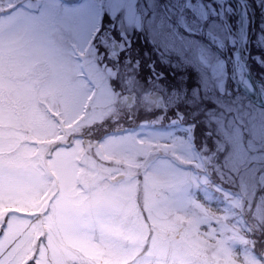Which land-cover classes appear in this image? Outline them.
Returning a JSON list of instances; mask_svg holds the SVG:
<instances>
[{
  "label": "rangeland",
  "instance_id": "rangeland-1",
  "mask_svg": "<svg viewBox=\"0 0 264 264\" xmlns=\"http://www.w3.org/2000/svg\"><path fill=\"white\" fill-rule=\"evenodd\" d=\"M192 2V6L189 5V8L194 12L197 11L201 16L203 15L202 11L204 8L208 7L210 12L213 10L210 4V7L208 3L204 6L205 4L201 2V0H194ZM130 3L131 0H125L124 7L120 9L111 10L108 8L109 15L112 16L113 12H116L113 19L116 20L118 16H122L123 18L130 10ZM0 4L2 3L0 2ZM23 4H26V6L21 9L23 11V18L19 17V14H16L6 20H8L7 22L14 20L12 23L14 25H19L27 20V18H30L33 21L32 31H34V33H25L22 35L17 32L18 30L9 31L6 29L3 31V34L0 35V124L1 122L7 123L9 119H13L10 117L11 111L14 108L18 109V105L11 102L9 98H16L18 102L22 101V109H20L21 116H19V118H27L25 123L29 124L30 127L36 128L35 136L43 138L50 134V128L51 133H54L51 121L42 114V108L39 105V102L43 99L42 95L46 93L36 89L32 79L24 81L27 79L25 78L27 69L24 67L19 71V65L14 62L16 58L14 48L30 44L31 49H39L41 48V45H37L39 40L45 43L47 47L53 44L52 47L63 65L61 69H63L64 73L63 83L66 85L65 92L66 94H70V91L75 85L72 83L71 79L74 70L73 67L75 68V66L68 57L67 49L65 50L64 42L69 39L65 37V34L68 36L72 35L75 38H79L80 36L76 29L69 27L70 20L75 18L74 10L70 9L69 11L63 12L57 9L56 6L53 7L49 0H42L41 4H39V0H34L33 2L24 0ZM26 7H28L31 12H27L25 10ZM34 7H36V9H34ZM262 10H264V5ZM76 13L79 20L86 19L87 22L91 21V14L86 15L82 13L78 7ZM212 14L214 15L213 12ZM63 15L67 16L65 17ZM94 16L95 12L93 13V23L90 30L94 24ZM261 16L264 18V11ZM5 18L3 20H5ZM1 20L2 19H0V21ZM38 22L40 23L38 24ZM36 23L38 25L35 26ZM63 24L69 28L62 29L61 26ZM90 30L87 31V35L83 37V40L88 37V32ZM12 50H14L15 56H10ZM39 53L40 51L38 52L37 50L34 52V55H39ZM49 57V63L53 65V56L50 55ZM39 60H41V58L31 59L29 63L32 66L34 63H39ZM40 65L41 64L35 69L29 70L31 72L29 75L34 76L35 71L38 74L39 70L42 69ZM90 65H92L93 71L96 70L97 77L102 79L100 72L97 71L98 65L92 62ZM60 72L61 70L57 71L56 80L60 77ZM60 87L61 86H59L58 89ZM63 95L64 97L67 96L65 94ZM71 97L72 95H70V98ZM51 99L54 102H58L56 96H52ZM74 101L75 99L73 98L71 102L74 103ZM71 102L70 100L67 101L66 115L70 107H72ZM99 102L100 99L95 103L96 107L100 106ZM100 114H102L101 111L96 115L93 113V120ZM73 117L74 115H72V118ZM63 119L65 121L69 120L65 115H63ZM11 124V122L7 123V127ZM7 127L4 128L5 133L0 135V206H11L10 208L16 207L14 209L19 210L27 209L33 205V199L38 196L37 192H40L41 186L44 184V176L42 172L34 166V161L32 162L29 159L30 152L27 149L31 150L32 148H29V145L24 143L21 136L16 139L20 133L14 132L13 129L8 130ZM129 135V138L107 136V138L98 140L101 141L102 147L106 148L104 151L108 152L100 154L102 158L100 164L105 168L102 173L106 176L111 175L110 172L114 171H121L127 174V164L136 162L135 158L141 157V154L145 152V149L131 150L128 146L129 142L132 143V145L134 142L140 147L141 145L138 143L140 140L145 141L146 139H151L154 134H149L145 130H140V132H133ZM93 136L95 138V135ZM176 145L175 148L177 149L182 146V143L177 141ZM95 146H97V144H95ZM96 151L92 148L90 150L95 157H97L98 154ZM113 153L117 155H113ZM120 154H122L121 157L125 158H120ZM113 157L120 159L117 164L120 163L121 166L113 164ZM61 159L65 160V163L67 162L65 156L57 159L59 163ZM55 160L54 158V162H51L52 166L55 165ZM158 162L159 161L154 163V165ZM90 167L91 166H89V168ZM67 168L70 169L68 165ZM155 169L156 166H154V170L150 169L148 176L151 177L149 178L151 182L156 184L154 178ZM15 170L17 173L14 176H16L17 184L11 186L12 176ZM96 171L97 169L94 168V172ZM105 171H107L108 174ZM64 172H66V170H64ZM64 172H58L59 179L65 177ZM171 175L174 180L172 186L177 188L180 193L179 201L185 202V204L184 206L176 207V211H172L168 219L166 218L168 217L167 214H165V217L162 218V220H164L162 223H157L152 217L150 218L151 213H149V211L154 210L156 204H151V200L153 199H151L148 190L147 196L144 197L147 207H143V210L130 209L132 210L130 211L123 207L120 209H118V207L110 208L107 202H115L119 201V199L128 201V199L131 198L132 192L127 195L129 189H127V184L125 183L110 186V197H104L100 192L99 194L89 197H68L65 199V197L61 196L63 195V193H61L59 199H62V201L57 202L55 214L53 213V219L51 214L45 219V223L49 225L50 232L48 235L50 239L48 243L50 247L48 250L43 249V251H41L40 257L38 258L39 264H50L47 259L48 255L52 258L51 264H117L119 261L123 260L124 257L129 255L127 254L128 252L133 250L134 247H139L141 244V242L135 239H129V244L120 241L123 240V238H134L137 235L141 237L148 233L153 237L149 241L150 252L148 251L141 261L136 264H156V262L162 264H241L233 259V254L235 253L234 247L236 242L239 241V235L236 231L232 227L225 226V224L223 226L221 225L219 233L222 232V236L220 240L217 239L216 233L213 231L214 229L209 226L210 220L214 218H207L201 208L193 203V189L185 186L188 182V175L180 170L178 173ZM89 180H93V178L90 177ZM60 181L62 180L60 179ZM162 184L163 181L158 182V185L162 186ZM61 185L64 186L63 181ZM19 190L22 196L18 198L17 192ZM116 192H122L123 194L119 196ZM171 192L172 191H170V193ZM125 196H127V198H125ZM172 206L173 205L166 203L165 206H161L160 209L165 211ZM144 209L147 211L148 220L138 218L143 217L140 214L137 215V210L145 214ZM179 211L181 214H178ZM187 217L191 219L188 220ZM184 221L188 223L186 224ZM53 224L55 225V230ZM149 227L151 231L148 230ZM203 227L206 230L203 229ZM30 231L31 227L28 226L26 218L24 219L21 216H17L15 213L11 214L4 228L3 235L0 237V255H4V259L7 258L9 260L11 256H14V259H16L23 255L26 252V242L28 240L27 239L25 242V236L26 233H30ZM63 231L73 232L68 234L69 236L66 237V240H62L63 250H61L58 246V243L61 241L58 233ZM55 233L58 236H56ZM172 233H174L175 236H173ZM104 239L108 241H103ZM210 241H215L216 243L214 244ZM80 245L86 246L87 248L80 249L79 251L75 249ZM141 250L140 248L137 253H141ZM246 257L248 259L247 264L254 263L255 259H252L248 252Z\"/></svg>",
  "mask_w": 264,
  "mask_h": 264
},
{
  "label": "snow or ice",
  "instance_id": "snow-or-ice-1",
  "mask_svg": "<svg viewBox=\"0 0 264 264\" xmlns=\"http://www.w3.org/2000/svg\"><path fill=\"white\" fill-rule=\"evenodd\" d=\"M79 10L88 15L95 12L94 0H76ZM125 0H108L107 7L111 10H116L124 7ZM141 22L151 31L162 43L172 44L177 51L182 54L186 53L192 43L186 39L180 31L181 26L172 22L171 18H159L155 11L151 15L144 13L141 17ZM195 24L196 21L194 20ZM204 25L201 23L198 27V32L204 33Z\"/></svg>",
  "mask_w": 264,
  "mask_h": 264
},
{
  "label": "bare ground",
  "instance_id": "bare-ground-1",
  "mask_svg": "<svg viewBox=\"0 0 264 264\" xmlns=\"http://www.w3.org/2000/svg\"><path fill=\"white\" fill-rule=\"evenodd\" d=\"M105 3V0H104V2H103V4ZM19 7V6H18ZM103 31V30H102ZM99 35V34H98ZM97 35V36H98ZM58 64V66H61V64H62V62H60V61H58L57 62ZM140 67H142V69H144L145 70V72H147L148 70H153V71H156L157 73H159L160 72V70L159 69H157V66L153 63V62H147V63H145V62H143L142 64H140V63H138L137 64V67H136V69L132 72V73H130V74H127L125 77H124V79H125V81H126V83L129 85V84H131L133 81H132V78L133 77H135V76H137V73H138V70L137 69H139ZM158 70V71H157ZM139 82V84H142L140 81H138ZM167 114L171 117V116H177L178 115V112H176V111H173V110H171V111H167ZM89 115V114H88ZM90 116V115H89ZM89 116H88V118H89ZM207 139V135H205V136H202V137H200L198 140H199V142H204L205 140ZM209 149H212V147H208ZM224 159H219V161H221V163H222V161H223ZM255 183L252 181V180H250V182H248L245 186H243L242 187V189L246 192V194H248L249 196L251 195L252 196V191H253V189L255 188ZM31 214H34V213H31ZM5 228V227H4ZM2 233H0V235H1Z\"/></svg>",
  "mask_w": 264,
  "mask_h": 264
},
{
  "label": "flooded vegetation",
  "instance_id": "flooded-vegetation-1",
  "mask_svg": "<svg viewBox=\"0 0 264 264\" xmlns=\"http://www.w3.org/2000/svg\"><path fill=\"white\" fill-rule=\"evenodd\" d=\"M166 74L167 73L165 72L160 75V74H157V72L153 70H148L146 76L150 78H153V77L156 78L158 82L163 84L162 88H164V86L170 87L171 85L170 79L167 78ZM194 85L196 86V83ZM151 106H156V103L152 102ZM183 106L184 107L195 106L196 110L200 113L202 118L207 117L204 100H199V99H194V98H192L191 100L184 99ZM212 153H216V152L214 151Z\"/></svg>",
  "mask_w": 264,
  "mask_h": 264
},
{
  "label": "water",
  "instance_id": "water-1",
  "mask_svg": "<svg viewBox=\"0 0 264 264\" xmlns=\"http://www.w3.org/2000/svg\"><path fill=\"white\" fill-rule=\"evenodd\" d=\"M232 1L234 2V4H235L236 7L239 6V1H237V0H232ZM239 53L241 54L240 56H241L242 60L244 61L246 59L245 51L243 52V50L240 49V52ZM245 67L247 68V65H245Z\"/></svg>",
  "mask_w": 264,
  "mask_h": 264
}]
</instances>
